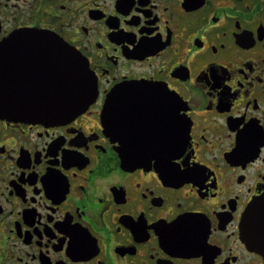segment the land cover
<instances>
[{"label": "flooded vegetation", "instance_id": "flooded-vegetation-1", "mask_svg": "<svg viewBox=\"0 0 264 264\" xmlns=\"http://www.w3.org/2000/svg\"><path fill=\"white\" fill-rule=\"evenodd\" d=\"M47 31L97 94L60 123L0 116V264H264V0H0L4 104L50 90L39 39L10 37Z\"/></svg>", "mask_w": 264, "mask_h": 264}, {"label": "water", "instance_id": "water-1", "mask_svg": "<svg viewBox=\"0 0 264 264\" xmlns=\"http://www.w3.org/2000/svg\"><path fill=\"white\" fill-rule=\"evenodd\" d=\"M16 37L39 39L36 46L39 45L41 54L46 57L48 55L52 62L51 64L48 58H40V64L48 63L52 66L51 87L49 90L48 86L44 88V85L39 84L42 88L35 97L32 91H26L22 96H17V99L13 100L14 106L4 104L0 88V116L27 121L59 122L82 113L97 94L96 79L83 56L53 33L27 32L20 33ZM47 47H50V50ZM29 103L33 106H29ZM105 112L109 125L112 126V96L107 101ZM173 144L179 146L182 143L181 141L171 142L168 144V150L173 148L170 147ZM183 144L185 145V141ZM122 160L125 165H138L148 160V157L124 156ZM259 202L260 199H256L248 212L254 215L249 220L254 229L258 222L255 217L258 214Z\"/></svg>", "mask_w": 264, "mask_h": 264}]
</instances>
